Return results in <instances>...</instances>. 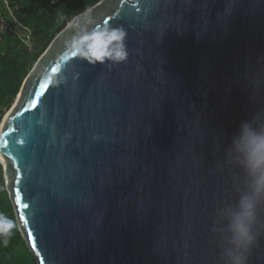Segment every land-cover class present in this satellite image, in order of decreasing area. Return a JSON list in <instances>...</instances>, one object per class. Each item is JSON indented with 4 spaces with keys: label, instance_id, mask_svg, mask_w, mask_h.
<instances>
[{
    "label": "water",
    "instance_id": "1",
    "mask_svg": "<svg viewBox=\"0 0 264 264\" xmlns=\"http://www.w3.org/2000/svg\"><path fill=\"white\" fill-rule=\"evenodd\" d=\"M89 9L54 37L0 122L22 238L37 264H223V212L245 188L226 149L264 107V0ZM106 26L126 33L123 61L95 59L114 45ZM258 220L248 264H264V204Z\"/></svg>",
    "mask_w": 264,
    "mask_h": 264
},
{
    "label": "trees",
    "instance_id": "2",
    "mask_svg": "<svg viewBox=\"0 0 264 264\" xmlns=\"http://www.w3.org/2000/svg\"><path fill=\"white\" fill-rule=\"evenodd\" d=\"M99 0H8L15 18L30 30L31 48L13 29L0 30V122L15 100L23 80L54 37L78 14ZM6 16L0 12V17ZM8 18V17H6ZM9 19V18H8ZM0 165V214L14 223L7 246L0 244V264H37L18 230L13 205Z\"/></svg>",
    "mask_w": 264,
    "mask_h": 264
},
{
    "label": "clouds",
    "instance_id": "3",
    "mask_svg": "<svg viewBox=\"0 0 264 264\" xmlns=\"http://www.w3.org/2000/svg\"><path fill=\"white\" fill-rule=\"evenodd\" d=\"M90 9L82 14L88 17ZM88 23L91 22L89 18ZM82 23L76 17L70 24L79 27ZM113 47L95 59L123 61L127 57L125 31L120 27L106 26ZM228 158L243 171L245 188L239 194L235 206H228L223 215L226 219L225 235L221 238L223 264H248L249 254L257 240L259 225L258 208L264 204V107H255L249 118L242 120L226 149ZM14 223L0 214V244L7 246Z\"/></svg>",
    "mask_w": 264,
    "mask_h": 264
},
{
    "label": "built area",
    "instance_id": "4",
    "mask_svg": "<svg viewBox=\"0 0 264 264\" xmlns=\"http://www.w3.org/2000/svg\"><path fill=\"white\" fill-rule=\"evenodd\" d=\"M0 12L6 15L0 17V30L3 32L9 29L15 30L23 44L30 49L32 45L30 30L15 18L8 0H0Z\"/></svg>",
    "mask_w": 264,
    "mask_h": 264
},
{
    "label": "snow or ice",
    "instance_id": "5",
    "mask_svg": "<svg viewBox=\"0 0 264 264\" xmlns=\"http://www.w3.org/2000/svg\"><path fill=\"white\" fill-rule=\"evenodd\" d=\"M40 86H41V87H45L44 85H40ZM17 115H18V113H17ZM13 131H15V130H13ZM19 135H21V136H25V133L22 131V132L19 133ZM20 142H21V143H27V138L25 137V139H24L23 141H20ZM7 143H8V141L5 140V141H4V145L6 146ZM12 143H13V144H16V143H17V139H16L15 136L12 138ZM69 143H72V141H69ZM58 148H59V146H58ZM67 153H68V152H67ZM71 159H72V158H70V157L67 158V160H68L69 162H71ZM17 203L20 205L21 208H26V207H28V205L21 204V202H20V198H19V194H17ZM21 220H22L23 223L27 224V220L25 219V216L22 215V216H21Z\"/></svg>",
    "mask_w": 264,
    "mask_h": 264
},
{
    "label": "rangeland",
    "instance_id": "6",
    "mask_svg": "<svg viewBox=\"0 0 264 264\" xmlns=\"http://www.w3.org/2000/svg\"><path fill=\"white\" fill-rule=\"evenodd\" d=\"M2 175H3L4 186H5L6 190H7V192L9 193V190H8L9 179L8 178L6 179L4 174H2Z\"/></svg>",
    "mask_w": 264,
    "mask_h": 264
},
{
    "label": "bare ground",
    "instance_id": "7",
    "mask_svg": "<svg viewBox=\"0 0 264 264\" xmlns=\"http://www.w3.org/2000/svg\"><path fill=\"white\" fill-rule=\"evenodd\" d=\"M2 126H3V125L1 124V125H0V131H1ZM0 162H2V164L5 163L4 158H3L1 155H0Z\"/></svg>",
    "mask_w": 264,
    "mask_h": 264
}]
</instances>
